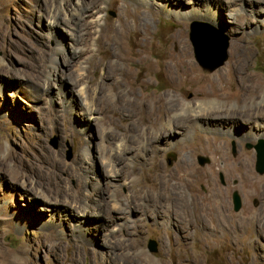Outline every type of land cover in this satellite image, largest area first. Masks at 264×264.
<instances>
[{
  "label": "rangeland",
  "instance_id": "obj_1",
  "mask_svg": "<svg viewBox=\"0 0 264 264\" xmlns=\"http://www.w3.org/2000/svg\"><path fill=\"white\" fill-rule=\"evenodd\" d=\"M56 2L73 9L82 0H0V256L14 253L20 257L22 252H26L33 264H73L77 259L79 264H101L107 257L104 247L97 240L92 241L95 245L93 249L82 244L79 238H85L86 234L72 231L71 225L60 213L54 214L52 202L55 203L57 198L51 193V182L43 179L35 185L34 176L21 178L18 174L24 168L31 172L40 156L56 152L64 161L72 163L79 151L78 139L64 135V122L59 118L63 98L59 91L61 87L66 94L76 88L74 65L83 56L80 54L81 45L73 48L67 42L57 43L55 40L54 36L65 32L61 20L56 29L49 26L54 9L52 4ZM221 2L226 6L222 20L216 25L208 20L174 17L158 5L145 4L142 0H101L81 10L89 21L94 22L100 16L101 27L113 24L125 35L132 63H117L124 70L133 72L132 77L122 75L121 89L133 86L137 96L160 94V126L164 128L159 135L160 140L148 144L132 164L124 166L133 182V189L124 187L119 192V195H127L125 202L130 207L121 210L126 228L116 234L113 232L115 224L105 229L109 222L107 218L99 222L102 238L106 235L115 242L135 241L140 246L137 253L144 252L148 258L159 263L264 264V172L259 173L255 169L254 148L264 137L242 135L241 129L253 127L243 117L233 123L236 131L231 133L207 131L195 121L188 134L183 131V124L166 133L168 126L165 118L172 104L184 101L196 103L227 94L225 96L233 98L234 103L231 104L236 108L235 100H240L241 79L237 74L241 65L243 73L253 74L264 91V0L240 1L238 4L248 7L232 13L226 9L228 1ZM262 3L263 19L259 21L250 9H257L255 6ZM96 7L102 8L100 14ZM67 8L61 9L62 15ZM135 10L142 20L133 15ZM194 23H206L226 38L227 58L212 70L208 68L212 63L203 66L196 58L197 50L189 35ZM98 36L99 32L93 34L88 56H96L101 61L106 59V53L99 52ZM176 36L185 41L184 55H179L174 45ZM234 47H239L238 56L233 53ZM107 48L112 53L118 46L108 45ZM73 50L76 52L74 55ZM52 55L55 56L56 68L48 61ZM183 57L186 61L180 62ZM110 61L116 62V58ZM190 61L199 69L203 81H194ZM67 62L70 65H66ZM86 68H89L88 64ZM221 69L226 74L223 77L214 76ZM104 72L103 68H99L91 77H95L96 82H110L104 77ZM210 77H213L211 82ZM130 79L135 83H131ZM257 106H264L263 97ZM147 112L135 108V114H131L129 106L116 107L111 112L115 121L114 131L120 134L125 129H131L135 120H139L145 129L153 131V121ZM68 114L76 126L83 121L80 105ZM178 117L181 118V115L178 114ZM55 122L59 123V128H54ZM170 133L177 140L173 145ZM91 134L92 165L101 175L105 166L97 147L99 132L93 128ZM216 143L222 145L224 153H217L212 145ZM138 148L135 145V150ZM199 156L206 157L207 161L201 164ZM251 158L253 164L248 173L242 162ZM181 159L195 168L193 177H189L186 184L177 182V174H180L177 164ZM101 177H90L92 190ZM170 177L172 180L168 181L166 190H160V199L157 198L155 194L160 187V179ZM73 180L69 182L75 187L77 180ZM138 186L145 190H142L145 200L136 198ZM112 190L114 188H109V194H113ZM234 191L238 192L241 200L238 211L233 209ZM43 193L50 196L51 202L47 196L43 197ZM180 193L184 194V201ZM218 193L221 197L217 199L214 194ZM163 199L165 201L161 202ZM209 201L211 203L207 205L205 202ZM65 205L63 201L62 206ZM53 214L57 226L50 229L48 224ZM91 214L88 218L92 217ZM71 223L75 225L77 222L72 220ZM149 239L155 240L156 251L148 248ZM120 252L119 249L114 250V254ZM122 262L124 259L121 257L116 260V263Z\"/></svg>",
  "mask_w": 264,
  "mask_h": 264
},
{
  "label": "bare ground",
  "instance_id": "obj_2",
  "mask_svg": "<svg viewBox=\"0 0 264 264\" xmlns=\"http://www.w3.org/2000/svg\"><path fill=\"white\" fill-rule=\"evenodd\" d=\"M100 1L101 0H82V2L73 9H70L69 7L67 8L65 7V5L61 6L56 2L52 4L54 9L50 14V22H49L50 29H56V26L59 25V20H61L63 25V31H65L64 33L61 32L60 36L58 35L54 36L57 43L67 42L73 48L76 45H81L80 54L83 56L82 60H79L77 64L74 65L75 67L74 72L77 74V78L74 80V85L76 88L73 90L71 89L72 91L71 92L69 91L70 93L67 92L66 94H63V92L61 91V87L59 91V94H61L63 98V103H62L63 109H62V113L60 112L59 118H62L64 122V135L66 138L68 137L77 138L79 143L78 145L79 151L76 160L72 163H68L63 160L60 153L57 154L56 152H52L45 157L40 156L38 162H36V165L32 168L31 172L28 170V168H24L18 174H20L21 178L34 176L36 178L35 185L36 184L38 185V183L43 179H47L49 182H51V186H52L51 193H53L55 195V198H57L55 203L52 202L54 205L53 206V212H55L54 214L58 215L60 213L63 219L69 222L72 231H76L77 233L80 232L81 235L86 234V236H84L85 238L83 239L79 238L82 244L87 245L90 249H93L95 248V245L92 243V241L97 240L98 244L104 247L105 250L103 252H105L104 255L107 257L103 262H101V264H169L168 262L159 263L151 258H148L144 252L137 253V250L140 248V246L135 241L125 243L122 241L119 242L117 240L118 242H115L113 241V239L107 238L106 235L103 236V238L100 235L101 226L99 222L104 217L107 218L109 221L105 227L106 230L110 227L111 224H115V228L113 229V232L116 234L119 232L118 230L126 228V223H124L126 221L122 219L121 210L123 209L127 210L130 207L127 206L128 204L125 202V200L127 199V195L126 194L119 195V192H121V189L123 190L124 187L133 189V182L131 181V179H129V173L126 169L127 167L124 166L130 163L132 164V162H134V160L136 159V156H139L140 153L143 152V149H145V147H147L148 144H153V141L155 140L159 142L160 140L159 135L160 133L163 132L164 129L162 125L160 126V94L158 95L146 94V95L137 96L135 94V90L133 86H131L127 90L121 89V85H123L122 75H125L126 77H130V76L132 77V72H133L132 70H124L117 63L118 61H122V62L126 61L128 63H132L130 51L125 43L126 42L125 35L122 32H120L117 28H115L113 24H106L105 27H101L100 16H98V18L94 22H92L89 21L87 17L85 18V16L82 15L81 13L82 9L86 7L88 8L92 4L99 3ZM142 1L145 4H149V5L150 3L156 4L159 7H161V9L165 10L167 13L174 15V17L182 16L186 18L208 20L215 25L218 24L220 20H222L225 10V9L223 10V8L224 6H226L221 2L222 0H142ZM227 1L229 5H227L226 9H228V11L231 13L233 11L243 10L248 7V6L243 7L241 4H238L240 1L243 0H227ZM255 7L258 8L250 9L251 13H253V15L257 17L260 21L261 19H263L262 17L263 3L262 5ZM66 8L67 11L65 12V15H62L61 9L65 10ZM96 8H97L96 9L97 13L100 14L102 8L101 7L99 9L98 7ZM133 15L136 16L137 19L140 17L137 11L134 12ZM140 19L142 20L141 17ZM247 20H249V18H247ZM95 32H99V36L97 38L99 52L106 53V59L102 58L101 61H98L96 56H93L92 58L91 56L90 57L88 56L89 53L91 52V44H90L91 38L93 37V34ZM108 45H117L118 49L113 51L112 53H109L108 52L109 49L107 48ZM174 45L177 47L178 53H180L179 55L185 54L184 39H181L180 37L176 36ZM61 50L63 51L64 49L61 48ZM239 52H240L239 47H234L233 49L234 55L238 56ZM74 54H76L75 51L73 52V55ZM111 58H116V62H111L110 61ZM54 60H55L54 55L48 58V61L51 62L50 64L55 66L54 68H56ZM182 61H186L185 57H183L180 62ZM190 63H191L190 72L192 73V77L194 81L196 82L203 81L200 78L201 74L198 72L199 69L197 70V68L194 66V63H192V61H190ZM86 64L89 65L88 69L86 68ZM66 65H70V64L67 62ZM99 68H103V70H105L104 77L106 79H110V82H107L108 80L96 82L95 77H91L92 73L96 75ZM243 72H244V67L243 65H241V71L239 74H237V77L241 79L239 82L240 100L238 101L235 100L236 108H234L232 105L234 103L233 98H229L228 96H225L227 94H224L219 98L216 97L213 99H208L206 101H198L196 103L184 101V102L172 104V107H170L169 110V114L165 118L166 125L168 126L166 133L170 132L173 129H176L177 127H180L183 124L185 125L183 131L186 130V134H188L189 130L194 125V121L195 123H199L201 126H203L207 131L219 130L220 132L221 130L222 131L224 130L226 132L228 131V133L229 132L231 133L236 131V125H233V123H235V121H237L238 119H242L243 117L246 118L245 120H247L250 124H252L253 127L252 128L247 127L245 130L241 129L242 135H246L254 138L264 137V106L263 107L257 106L259 100L262 97L264 98V91L261 90V85L259 80L257 81V79L255 80L253 78V74L246 75ZM225 74H226L225 71L221 69L218 70L214 74V76L223 77ZM208 79L211 82V80H213V77H210ZM130 82L133 84L135 83L134 81H132V79H130ZM219 90L222 91L221 89ZM220 91H216V92H220ZM79 105L81 106V110L83 112L82 114L83 121L82 120L79 121V123L81 124L78 123V125L76 126L75 124H73L71 120V115H69L68 113H70L72 109L78 107ZM122 105L129 106V111L131 114H135V108L140 111L141 110H144L146 112L148 111L149 112L148 115H150V119L153 121L151 122L152 123L151 128L153 129V131H149L148 129H145L144 126L139 122V120H135L133 127L131 129L128 130L125 129L120 134L116 133L114 131L115 130L114 116L111 114V112L116 107ZM178 114L181 115V118L178 117ZM206 119H208V122H206L207 121ZM54 128H59L58 122L54 123ZM93 128L97 129L99 132L97 147L99 148V154L103 159L104 162L103 164L105 166L104 167L105 170L103 173H101V175L98 174L100 171L97 173L92 165L91 129ZM131 132H133L134 134L131 135ZM169 137H171V133ZM149 141H151V143ZM176 141H177L176 138L171 137L170 142H172V145ZM206 144H208V142ZM135 145H137L140 148L135 150ZM212 145L215 146L214 149L218 150L217 153L219 151L223 153L225 152L222 145H220L219 143ZM158 148H160V146L157 147V149ZM1 150L2 148L0 146V152ZM132 153H135V155ZM131 156L134 157L133 160L131 159ZM186 163L187 162L185 159H181L177 164L180 173L177 174V182H181V183L185 182L186 184L189 181V177L191 178L193 177L192 172L193 171L195 172L194 170L195 168L190 164L188 165L189 162L187 164ZM242 163H244V165H242L243 168L249 170L247 171L249 173L252 168L253 159L251 158ZM92 175H96V177L102 176L103 180H105V183L107 182V184L104 183L101 177V179H99L98 183L94 186V188L92 187L93 188L92 190L89 186V179ZM20 176L18 175V178H20ZM72 179L77 180V184L75 187L69 182ZM202 179L203 177L201 178V180ZM171 180H172L171 177L169 179L168 178L160 179L159 181L160 187L158 188L155 194L157 198L160 199V190H166V187L168 186V181ZM252 183H254V181H252ZM140 187L138 186L135 196L138 200H142V199L145 200L144 198L145 190L141 189ZM109 188H114V190H112L113 194L112 193L109 194ZM214 192L216 193V191ZM173 193L174 195L176 194V192ZM44 196H47L49 201L51 202V198L49 195L43 193V197ZM180 196L182 197L181 200L184 201V194L180 193ZM214 196H216L215 198L218 199L219 197H221V194L219 193L216 195L214 194ZM63 201L66 204L65 206H62ZM160 201L163 202L162 200ZM176 201H178L177 198ZM205 203L209 205L211 201ZM143 204L145 205L146 203ZM182 206H184V204H182ZM63 207H66L67 209L64 210L61 209ZM54 214L52 215L53 219L49 220L48 225L50 229L55 228L57 226V222L55 221ZM90 214L92 217L88 218ZM130 219L131 217H129V220ZM72 220L77 223L73 225L71 223ZM93 223H96L97 225H94ZM111 237L114 236L111 234ZM117 249H119L121 252L114 254V250ZM126 250H129L130 252L126 253ZM22 253L23 254H21L20 257L16 256V254L14 253H9L8 256L6 254H2L0 256L1 263L2 264H33L29 259V257L27 256L28 254L26 255V252H22ZM120 257L124 259V262L116 263V260H118ZM73 264H79V259H77L76 262ZM175 264H182V263L178 262Z\"/></svg>",
  "mask_w": 264,
  "mask_h": 264
},
{
  "label": "water",
  "instance_id": "obj_3",
  "mask_svg": "<svg viewBox=\"0 0 264 264\" xmlns=\"http://www.w3.org/2000/svg\"><path fill=\"white\" fill-rule=\"evenodd\" d=\"M190 38L197 50L196 58L203 66L213 68L221 65L227 58L226 54V38L222 33L213 29L206 23H194L190 28ZM256 150L255 169L259 173L264 172V139L258 140L254 145ZM198 161L202 164L207 161L206 157L199 156ZM233 209L238 211L241 207L240 196L237 191L232 194ZM148 248L150 251H156V242L153 239L148 240Z\"/></svg>",
  "mask_w": 264,
  "mask_h": 264
},
{
  "label": "flooded vegetation",
  "instance_id": "obj_4",
  "mask_svg": "<svg viewBox=\"0 0 264 264\" xmlns=\"http://www.w3.org/2000/svg\"><path fill=\"white\" fill-rule=\"evenodd\" d=\"M162 201H165L164 199Z\"/></svg>",
  "mask_w": 264,
  "mask_h": 264
}]
</instances>
